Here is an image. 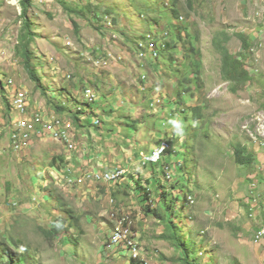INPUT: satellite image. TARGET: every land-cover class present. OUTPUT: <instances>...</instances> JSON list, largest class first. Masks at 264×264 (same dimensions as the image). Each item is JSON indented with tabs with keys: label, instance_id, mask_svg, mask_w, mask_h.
<instances>
[{
	"label": "rangeland",
	"instance_id": "1",
	"mask_svg": "<svg viewBox=\"0 0 264 264\" xmlns=\"http://www.w3.org/2000/svg\"><path fill=\"white\" fill-rule=\"evenodd\" d=\"M30 2V51L37 82L24 68L17 41L20 2L0 0V242H26V250L14 248L23 251L24 264H133L123 247L109 238L115 218L128 216L145 264H181L183 253L170 238L177 230L194 264H264V239L255 240L252 232L255 218L264 221L263 1L178 0L179 15L172 19L178 26L177 49L166 61H142V79L134 71L135 54L127 52L114 34L126 30L131 35L146 25L144 18L137 23L123 18L133 8L163 13V5L171 0ZM83 6V12L74 11ZM238 33L248 35L250 48L243 49ZM215 35L232 63L228 80L222 56L213 47ZM195 60L201 61L198 70ZM86 86L99 97L89 116L78 109ZM19 93L29 96L34 110L59 112L55 107H62L58 115L75 128L76 147L69 155L57 143H37L32 162L45 166L52 156H61L76 168V176L80 170L120 167L126 170L124 178L115 184L83 186L48 178L43 184L49 186L51 200L45 202L39 185V208L29 212L10 206V200L22 199L33 188L30 165L18 164L5 153L16 108L10 104ZM170 102L173 107L180 102L181 109L188 110L184 138L170 139L172 149L181 153L169 150L157 164L144 165L139 154L171 136ZM196 108L199 119L194 117ZM20 122L24 120L16 124ZM37 124L31 122V128ZM39 125L56 137L54 128ZM19 126L21 133L24 127L28 133V124L18 125L15 132ZM100 127H106L103 136ZM238 144L250 155L249 162L235 161ZM176 161L181 167L174 166ZM168 165L172 176L165 178ZM28 168L32 172H26ZM32 182H38L35 175ZM139 193L151 200L150 210ZM188 195L193 201L184 203ZM57 221L64 227L48 235ZM8 256L0 248L4 262Z\"/></svg>",
	"mask_w": 264,
	"mask_h": 264
},
{
	"label": "clouds",
	"instance_id": "2",
	"mask_svg": "<svg viewBox=\"0 0 264 264\" xmlns=\"http://www.w3.org/2000/svg\"><path fill=\"white\" fill-rule=\"evenodd\" d=\"M142 1L150 4L151 2L155 0H152V1L142 0ZM262 1L264 4V0ZM177 2L178 0H171L170 5L167 3L163 5L162 7L163 11L167 13V16L164 14V12L163 13L159 12L157 8L150 7L148 10H144L143 6H138L136 9L133 8L132 14L131 15L125 14L123 18L129 19L128 23H134V22L137 23L140 18H144L146 25L143 26L144 24H142L140 27L135 28L134 33L131 35L128 34L126 30L125 32H122V33L116 32L114 34V35L117 34L116 36L120 39L121 43L128 48L126 50L127 52L135 54L134 71L136 75H139L140 79L143 78L142 72L144 71L140 65L142 61L155 60V59L166 61L167 59H169V57L172 56L174 51L177 49V41L179 37H178V34L176 33V29H178V26L172 23V19L176 18L177 14L179 15V6L177 5ZM135 15L138 16V19L134 20ZM185 16H187V14H185ZM226 35L229 36L227 32H226ZM236 35L239 38L243 49L250 48V40L247 37L248 35L241 34V33H238ZM128 38H130L132 42ZM243 40L246 41L247 46L244 45ZM19 94L15 95L13 102L10 105H14V101L17 97H19ZM82 94H83L84 102L82 103V106L79 107L78 109H82V110L84 109L83 111L87 113V116H89L94 113L93 106L97 105V101L99 100V97H98L97 92L91 86L84 87ZM170 103L172 106L174 102L173 103L170 102ZM153 104H155V100H153L150 103V108H152ZM182 111L183 109H181L180 102L176 104V107L172 106V109L170 112L172 118H169L167 121V126L171 132V136L169 138L164 136V138L160 140L157 143L156 147H154L150 152L148 153L141 152L139 155H140V162L142 164L144 165L157 164L161 160V158L166 155L167 151L169 150H171L172 153H175L176 155H180L181 152H178V151L175 152V150L172 149V145L170 144V141H171L170 139L178 138L182 140L186 134L187 125L184 122L185 117ZM12 112L14 113V115H12L11 126L9 130L11 137H8V140L6 142L8 149L6 150L5 153L10 155L13 159L15 158L18 164L26 165L25 163H28L30 167L32 168V170L34 171V173H32L31 175V180H30V184L34 188V191H33V188H31L28 195L24 196L22 199H12L10 200L11 203L9 202L10 206L14 207L18 211L21 208H24L23 211L30 212V210H34L40 207L42 197L38 191L39 185L41 186V188H43L42 191L44 192L45 202L52 199L49 186L46 187V185L43 184L44 182L47 181L48 178L68 179V181L73 182L77 186H83L85 184H89V182H91L90 184L92 183L94 184H100V183L115 184L117 182H120L121 179L124 178L126 174V170L120 167H115L109 170H96V169L95 170H80L79 175L76 176L77 174V171L75 170L76 168L72 166L71 164H68L67 161L61 158V156H52L48 164H45V166L37 162H32V155H33V152L35 151V146L37 145V143L38 144L41 143L39 144L40 146L46 143H57L63 147V149L66 152L65 155H69L76 147V144H75L76 136L74 133L75 128L73 127L69 119L58 115V114H61L59 113L60 111L59 112L55 111L56 113L47 112L44 108L34 110L30 102L29 96L27 95L25 96L24 110L20 111L17 108H15ZM36 118H39L40 122L50 121L51 122L50 125H53L56 131L64 132L65 138L64 137H61L59 139L55 138L52 136L51 130L49 129L42 130L41 125L37 124L36 127L38 130H40V133H35L31 135V137H29V139L26 141V144H22L19 141L17 142L14 141L13 133L15 132V124L18 121H22V120L31 121L34 123ZM81 122L84 123V120L81 119ZM94 124L97 126H100L101 121L95 118ZM70 156H71L70 157L71 159L72 155ZM179 163L180 162L176 161L173 164H175L174 166L177 165L181 167V164ZM47 168L54 169L55 172L53 170V173L51 174L50 169H47ZM164 168L165 170H163V172L165 173V178H166V175L167 177L172 176V172L169 170L170 165L165 166ZM32 170L30 168L25 169L26 172H32ZM115 170H123L121 177L116 181H104V180L96 181L92 178V174L94 173L100 174V173H105L107 171H115ZM33 175H35L38 181L36 185L32 184ZM80 178L83 179V182L78 181ZM192 201L193 200L191 196L188 195L184 197V203H187V202L189 203ZM112 216H114V214H112ZM117 225H119L122 228H127V227L130 228L128 238L134 240L137 243V248L139 250V254L137 256L132 255L131 249L127 247L124 242H118V243L114 242L113 232ZM54 227L57 229H61L64 227V225L62 222L57 221L55 222ZM133 228H134L133 222L128 216H121V217L115 218L113 222V226L111 228L109 238L113 245L118 246V247H123L122 249L125 250V252H127L130 259L133 261V264L134 263L145 264L147 262L144 258L143 248L140 245L139 239L135 235ZM50 231H52V229ZM252 232H253V237L255 240L264 239V221L259 220L258 218H255L254 228ZM0 243H4L6 247L10 249V252L12 254L14 253L13 254L14 256L24 254L23 251L27 249L25 245L26 242L21 241V240L19 242H12L13 246L6 244V242H0ZM14 248H18L23 251L19 253L15 251ZM187 252H188V248H187ZM188 257H189V252H188ZM191 263L194 264L193 262Z\"/></svg>",
	"mask_w": 264,
	"mask_h": 264
},
{
	"label": "trees",
	"instance_id": "3",
	"mask_svg": "<svg viewBox=\"0 0 264 264\" xmlns=\"http://www.w3.org/2000/svg\"><path fill=\"white\" fill-rule=\"evenodd\" d=\"M20 5L22 7L21 10V16H20V20L21 22V30L19 33V36L17 38V41L19 43L20 46H22V50H21V54L23 55V61H24V68L25 70L29 73L30 79L33 80L34 82L40 81V78L37 76L36 70L33 66L32 63V53L30 51V44L33 42L34 40V32H33V26L32 25V20L28 14V9L29 7H31V2L30 0H19ZM64 2V1H62ZM71 9V11H73V8H69ZM77 10H80L79 12H83L84 11V6L82 8H75V12H77ZM34 25V24H33ZM224 37H228L227 35H225ZM244 45L247 46L246 41H244ZM213 43H214V49L215 51L219 52L221 54V60H222V65H223V71H224V79L228 80L229 79V75L231 74V70H229V67L232 63L229 62V56H228V50L227 48L222 44V40H220L219 38H217V36L215 35L213 37ZM195 66H196V70H198L201 66V61L200 60H195L194 61ZM56 110L62 112L63 108L60 106H56L55 107ZM197 113L194 114V117L196 119H199L201 115L199 108H196ZM188 110L187 109H183L182 113L185 115L187 114ZM106 131V127H100V133L101 136H103V134ZM245 151L246 149L244 147H242L241 145H237L234 149V159L238 164H244L246 162L250 161V155H245ZM53 160V159H52ZM62 160V159H61ZM54 161V160H53ZM142 193V192H141ZM149 197V192H145ZM164 195V193H161V195ZM139 197L142 198V201H144V205L146 207V210H150L151 204L149 198L146 197V195H142L139 193ZM170 226L173 228H177V225L174 224V222L172 220H170L169 222ZM59 229L57 228H53L52 231H46L48 233V235H51L55 232H58ZM170 238L175 239L178 242V246L181 249L182 253H183V257L179 258L180 259V263L181 264H192L191 262L188 261V252H187V247L185 246L184 242L182 241V239L180 238L179 234H178V230L174 232V234L172 236H170ZM0 248H4V250L9 253L8 256V260H6L5 262L0 258V264H24L26 261V258L24 256V254H20L18 256H14L11 252L10 249L6 247V245L4 243H0ZM136 264V263H134Z\"/></svg>",
	"mask_w": 264,
	"mask_h": 264
},
{
	"label": "bare ground",
	"instance_id": "4",
	"mask_svg": "<svg viewBox=\"0 0 264 264\" xmlns=\"http://www.w3.org/2000/svg\"><path fill=\"white\" fill-rule=\"evenodd\" d=\"M20 95H21V97H18V105L20 106V111H23L24 110V106H25V95L22 94V93H20ZM35 122H37L39 124H42V125H45V126H49V127L54 128L53 125H50L51 124L50 121L40 122V119L39 118H36L35 119ZM20 129L21 128L19 126V129L16 132L13 133V138L15 137L14 138V141H19L20 143L22 142V144H26L27 139H19V137L21 135L25 136L28 133H27L25 127L23 128L24 129L23 133L20 132ZM55 136L56 137H60V138L61 137H64L65 138L64 132H58V131H56L55 132ZM122 172H123V170H117L113 176H111L109 174H105V173H100V174L94 173V174H92V178L94 180H96V181H102V180H104V181H116V180H118L121 177ZM82 180L83 179L80 178L78 181H82ZM129 230H130L129 227L122 228L119 225H117L115 227L114 232H113L114 233L113 240L116 243H118V242H124L125 245L131 249L132 255L137 256L139 254V250L137 248V243L134 240L129 239V238H128V240H122V234L125 233V235H129ZM132 245H133L134 249L132 248Z\"/></svg>",
	"mask_w": 264,
	"mask_h": 264
},
{
	"label": "built area",
	"instance_id": "5",
	"mask_svg": "<svg viewBox=\"0 0 264 264\" xmlns=\"http://www.w3.org/2000/svg\"><path fill=\"white\" fill-rule=\"evenodd\" d=\"M19 97H21L20 94H19ZM14 105L16 106V108L18 110H20V106L18 105V97L15 99ZM20 124H28V134L25 135L22 139H27V138L31 137V135L35 134V133H40V130H38L37 128H31V121H25L24 120V122H20L19 124H15V129ZM116 171L117 170H115V171H107V172H105V174H109V175L113 176ZM122 240H128V235H125V233L122 234ZM132 248L134 249L133 245H132Z\"/></svg>",
	"mask_w": 264,
	"mask_h": 264
}]
</instances>
